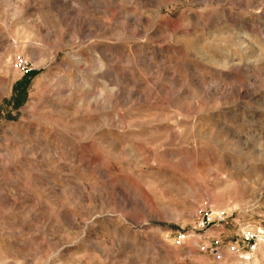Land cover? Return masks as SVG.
<instances>
[{"label":"rangeland","instance_id":"374dc122","mask_svg":"<svg viewBox=\"0 0 264 264\" xmlns=\"http://www.w3.org/2000/svg\"><path fill=\"white\" fill-rule=\"evenodd\" d=\"M0 264H264V0H0Z\"/></svg>","mask_w":264,"mask_h":264},{"label":"built area","instance_id":"2783aa9c","mask_svg":"<svg viewBox=\"0 0 264 264\" xmlns=\"http://www.w3.org/2000/svg\"><path fill=\"white\" fill-rule=\"evenodd\" d=\"M12 64L15 67V69H17L18 71H20L22 74H28L31 72V65L29 60L23 56L22 54H14L13 58H12ZM226 218V214L224 213L223 210H215V211H209V212H205L203 215H198L196 218L197 221V225L200 228H204L205 226H209L211 224H213L214 226L221 224L222 222H224ZM242 236L245 240H250L253 238L254 233L251 232L248 229H244L242 230ZM180 240L178 239L177 242H179Z\"/></svg>","mask_w":264,"mask_h":264}]
</instances>
